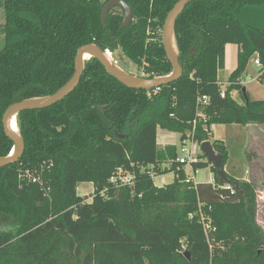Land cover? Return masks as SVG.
Masks as SVG:
<instances>
[{
    "label": "trees",
    "instance_id": "trees-1",
    "mask_svg": "<svg viewBox=\"0 0 264 264\" xmlns=\"http://www.w3.org/2000/svg\"><path fill=\"white\" fill-rule=\"evenodd\" d=\"M106 1L2 0L0 156L13 145L2 127L6 107L59 89L82 45L96 44L125 70L113 57L120 49L143 77L171 72L161 29L177 0H122L132 11L125 27L120 6L102 25ZM174 39L182 66L174 81L129 88L90 57L62 100L17 113L24 151L0 167V264H264L256 184L226 172L237 185L220 184L202 153L192 169L209 167L213 180L187 183L176 146L159 150L156 140L157 125L179 133L180 144L190 137L198 145L214 124L264 125V99L240 103L230 95L239 89L244 97L239 78L250 56L264 66V0L189 2L175 20ZM227 44L238 51L223 90L217 75ZM211 144L224 166L225 144ZM117 169L131 175L130 184L110 182ZM170 172V183L154 184ZM81 183L92 185L91 196L77 192Z\"/></svg>",
    "mask_w": 264,
    "mask_h": 264
},
{
    "label": "rangeland",
    "instance_id": "rangeland-1",
    "mask_svg": "<svg viewBox=\"0 0 264 264\" xmlns=\"http://www.w3.org/2000/svg\"><path fill=\"white\" fill-rule=\"evenodd\" d=\"M0 0V49L4 45V34L2 26L4 16ZM238 46L236 44H228L225 49V65L219 71L220 86L223 90L228 86V75L236 66ZM110 55V54H109ZM112 58V56L110 55ZM113 57L118 63L129 73L133 75H142V69L136 64L128 60L117 49L113 52ZM258 58L256 54L250 56L240 74V84L245 89L247 98L250 100L264 99V79L259 77L260 66L254 63V59ZM230 95L237 101L242 103L243 95L239 89L232 90ZM211 143L214 139L222 141L227 148L228 158L224 165L225 172L238 180L253 181L257 190V221L264 229V125L248 124L247 126L239 124H214L210 128ZM157 144L171 143L176 146L177 153L180 155V134L170 131L157 125L156 128ZM186 147L189 149L194 147V157L197 158L200 151V145L193 143L191 140L186 141ZM187 175H192L188 167L185 168ZM174 178L172 172L155 176L153 182L156 186H162L170 183ZM213 178V172L209 167L198 169L194 175L196 183L209 182ZM93 187L89 183H81L77 186V192L82 196H91ZM1 225H4L2 223Z\"/></svg>",
    "mask_w": 264,
    "mask_h": 264
},
{
    "label": "water",
    "instance_id": "water-1",
    "mask_svg": "<svg viewBox=\"0 0 264 264\" xmlns=\"http://www.w3.org/2000/svg\"><path fill=\"white\" fill-rule=\"evenodd\" d=\"M192 1L194 0H177V2L167 12L162 24L161 44L163 46L165 56L171 64V72L169 74L154 76L151 78L130 74L129 72L123 70L113 58L112 59L114 61L109 60L105 56V52L107 51L101 50L94 43H89L82 45L77 49L74 58V71L71 78L54 93L43 97L23 99L8 105L2 115V127L5 135L12 141L13 145L11 151L14 152L11 154L10 151L6 156H0V167L17 162L24 151L23 139L21 138L18 130L14 131L11 128V120H13V123L16 124V115L18 112L22 110L49 107L71 93L80 80L84 68V61L90 57L96 58L109 75L129 88L150 90L153 88H159L162 85L178 79L182 74V66L179 63L177 48L175 45L174 23L185 5ZM112 6H120L123 9V17L120 27H125L132 21L131 8L124 1L107 0L103 5L100 14V20L103 26L106 14ZM85 52L89 54L88 58H84ZM242 92L244 94V98L247 99V95L243 87ZM118 136L121 137V135ZM200 151L205 156L206 160L215 167V177L220 184H226L229 186L237 185V183L231 181L225 175L223 157L219 152L213 149L212 144L209 141H203L200 143ZM184 256L189 258V253L185 251Z\"/></svg>",
    "mask_w": 264,
    "mask_h": 264
},
{
    "label": "built area",
    "instance_id": "built-area-1",
    "mask_svg": "<svg viewBox=\"0 0 264 264\" xmlns=\"http://www.w3.org/2000/svg\"><path fill=\"white\" fill-rule=\"evenodd\" d=\"M254 63L258 66H262L258 58L254 59ZM262 67H264V66H262ZM223 95L224 94L222 93L221 96H223ZM198 100L201 103H205L207 101V97L202 96V97L198 98ZM195 122L196 121L193 120V122H192L193 126L195 125ZM188 139L191 140L193 143H196L190 137L181 141L180 155L176 158V161L179 164H181L184 169L186 167H188L190 169V171L192 172V175H187V173H186L185 182L195 185L196 182L194 180V175H195L196 171L192 169L191 162L193 160H195L196 158L194 157V147H191L189 149L186 147V141ZM131 181H132L131 175L129 173L123 171L122 169H117L113 173V175L110 177V182L113 183L114 185L130 184ZM227 186H229V185H227ZM184 250H185V246L181 245V251H184Z\"/></svg>",
    "mask_w": 264,
    "mask_h": 264
},
{
    "label": "bare ground",
    "instance_id": "bare-ground-1",
    "mask_svg": "<svg viewBox=\"0 0 264 264\" xmlns=\"http://www.w3.org/2000/svg\"><path fill=\"white\" fill-rule=\"evenodd\" d=\"M105 56H106L109 60L114 61V60L110 57V55H109L107 52H105ZM88 57H89V54H88L87 52H85V53H84V58H88ZM11 128H12L14 131L17 130V126H16L15 123H13V120H11ZM13 152H14V151H11V154H13Z\"/></svg>",
    "mask_w": 264,
    "mask_h": 264
},
{
    "label": "crops",
    "instance_id": "crops-1",
    "mask_svg": "<svg viewBox=\"0 0 264 264\" xmlns=\"http://www.w3.org/2000/svg\"><path fill=\"white\" fill-rule=\"evenodd\" d=\"M228 45V44H227ZM226 45V46H227ZM226 46H225V49H226ZM220 71V70H219ZM219 71H218V75H217V77H218V80H219V82H220V79H219ZM247 126V125H246ZM172 145L171 143H164V144H157V148L159 149V150H163L164 149V147L166 146V145ZM225 167V166H224ZM226 168V167H225ZM225 168H224V170H225ZM186 171V170H185ZM213 180V178L210 180V181H212ZM258 222H259V220H258ZM260 223V222H259Z\"/></svg>",
    "mask_w": 264,
    "mask_h": 264
}]
</instances>
